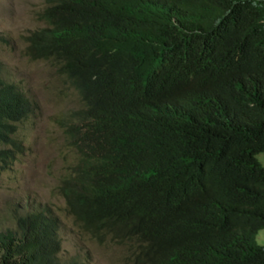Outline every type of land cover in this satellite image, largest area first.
<instances>
[{"label": "trees", "instance_id": "trees-1", "mask_svg": "<svg viewBox=\"0 0 264 264\" xmlns=\"http://www.w3.org/2000/svg\"><path fill=\"white\" fill-rule=\"evenodd\" d=\"M85 4L70 16L52 11L40 52L27 48L78 91L89 140L108 148L75 176L70 210L92 235L135 243L132 264H264V0ZM25 97L0 64V138ZM114 99L152 114L138 143L106 135L121 127ZM7 153L0 148L1 161ZM13 220L0 228V264H83L59 256L43 212Z\"/></svg>", "mask_w": 264, "mask_h": 264}, {"label": "rangeland", "instance_id": "rangeland-1", "mask_svg": "<svg viewBox=\"0 0 264 264\" xmlns=\"http://www.w3.org/2000/svg\"><path fill=\"white\" fill-rule=\"evenodd\" d=\"M43 3L44 0H0V32L5 36V42L0 43L1 73L17 81L35 101L30 119L18 127L22 149L0 160V228L13 226L18 210L48 204L60 222L61 258H81L87 264H128L121 258V246L107 239L97 241L77 225L59 192L60 178L74 160L63 123L70 119L73 108L80 106V100L74 88L68 87L57 73L53 61L33 59L24 49L23 35L40 25L35 13L42 10ZM5 147L14 149L10 142ZM257 157L264 164V151ZM256 240L264 244V228L257 231Z\"/></svg>", "mask_w": 264, "mask_h": 264}, {"label": "clouds", "instance_id": "clouds-1", "mask_svg": "<svg viewBox=\"0 0 264 264\" xmlns=\"http://www.w3.org/2000/svg\"><path fill=\"white\" fill-rule=\"evenodd\" d=\"M87 0H77V4L73 7H69L66 0H44V3L42 6V10H40L38 13H35L36 19L39 21L40 25L36 28L28 30L23 35V41L25 44L24 49L26 50V53L28 56L27 48H30L31 44L36 43V45L33 47V50H36L37 52H40V47L38 42L39 38H44L48 35L50 30L52 29L53 25L49 27L48 23V17L52 11H56L60 15H68L70 16L73 13H77L82 11L85 7L88 6V4H85ZM47 29V30H46ZM5 42V36L2 32H0V43ZM31 57V56H30ZM33 59H40L45 60L43 58L39 57H31ZM1 64V62H0ZM57 71V70H56ZM1 72H2V64H1ZM1 76L6 81H12L17 84V86L22 90V92L25 93V101L27 103L26 111L23 115H21L18 118H10V124L11 129L8 131L7 127L3 128L5 137L0 138V148H4L8 150L7 155L13 157L16 150H21L22 145L20 146L21 139L17 137L18 127L20 124L27 122L35 108V101L30 97L28 92L22 88L17 81L15 80H8L6 79L3 74L1 73ZM75 90V89H74ZM76 94H78V91H76ZM79 97V94H78ZM80 106L74 107L73 112L71 113V117L69 120L63 123V130L65 133L66 138V144L67 146L72 149L73 151V157L74 160L69 162L66 166V173L60 178V183L58 185L59 192H61L62 196L65 199L67 209L74 217L75 221L77 222V225L79 227L87 232H89L86 228V225L88 223V220L81 215L77 214L74 210H70L72 208L70 202H69V196L71 192L69 191V187L71 186L75 176L80 174H87L88 170H95L97 166L95 165L102 154H105L108 152V148L106 149H100L97 146H94V144L89 140L87 134H86V116L85 111L87 108L84 107L82 99H80ZM115 112V121L114 124L119 123L121 127H115L113 124H109L108 127H106V135H116L117 137L120 136H126L127 140H130L133 142L138 143L140 138L147 134V130L144 127L146 124V117L149 119V116L152 118V114L150 112H145L139 108H126L125 106L118 104L117 100L114 99L112 103V108ZM171 111V110H170ZM69 112L65 114V116H68ZM10 142L14 149L9 150L5 147V145ZM20 142V143H19ZM137 146V145H136ZM135 146V148H136ZM6 155V157H7ZM117 155V152L115 150L109 152L104 161L105 162L108 158L115 157ZM5 157V158H6ZM67 186L68 194L64 193L62 190V187L65 185V182H69ZM74 197V195H72ZM82 200V201H81ZM79 204L82 208L87 205V203L90 205V198L88 199H78ZM37 211L43 212L47 217V223L49 226L53 229V236L55 241L58 244V254L61 249V241L58 235L60 222L58 219V216L56 213L50 208L48 204L42 206V207H35ZM86 209V208H84ZM26 210V209H25ZM27 210H33V209H27ZM22 212L21 210H18L17 213ZM5 228V227H3ZM90 233V232H89ZM90 235L96 239L97 241H103L104 239H107V242H109L108 235H103L102 237H97L95 235ZM111 244H116L122 247V254L121 258L128 264H132L131 260L132 254L131 251L133 250L132 247H134L135 243L133 245H130L127 241L124 242H111ZM76 258V257H71ZM78 259V258H77ZM79 260L83 264H87L86 260L79 258Z\"/></svg>", "mask_w": 264, "mask_h": 264}]
</instances>
